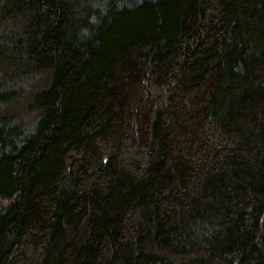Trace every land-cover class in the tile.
<instances>
[{
    "label": "trees",
    "instance_id": "1",
    "mask_svg": "<svg viewBox=\"0 0 264 264\" xmlns=\"http://www.w3.org/2000/svg\"><path fill=\"white\" fill-rule=\"evenodd\" d=\"M0 264H264V0H0Z\"/></svg>",
    "mask_w": 264,
    "mask_h": 264
}]
</instances>
